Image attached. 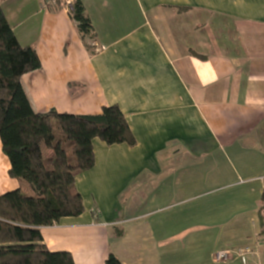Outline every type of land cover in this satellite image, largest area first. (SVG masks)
<instances>
[{
  "label": "crops",
  "instance_id": "0c3cea01",
  "mask_svg": "<svg viewBox=\"0 0 264 264\" xmlns=\"http://www.w3.org/2000/svg\"><path fill=\"white\" fill-rule=\"evenodd\" d=\"M0 0L41 70L22 78L36 113L118 105L136 146L94 140L77 177L85 212L41 229L75 264H264V0ZM90 46L91 49L87 47ZM0 138V195L21 188Z\"/></svg>",
  "mask_w": 264,
  "mask_h": 264
},
{
  "label": "trees",
  "instance_id": "16d2710c",
  "mask_svg": "<svg viewBox=\"0 0 264 264\" xmlns=\"http://www.w3.org/2000/svg\"><path fill=\"white\" fill-rule=\"evenodd\" d=\"M70 15L86 44L96 40L81 0L74 2ZM41 68L35 48L18 41L0 6V138L11 163L8 174L21 185L0 195V264H75L69 252L49 251L41 229L84 214L76 180L96 164L94 140L109 146L137 145L118 105L103 107L97 115L36 113L21 81ZM261 197L258 216L264 237V189ZM104 264L122 263L111 253Z\"/></svg>",
  "mask_w": 264,
  "mask_h": 264
},
{
  "label": "built area",
  "instance_id": "2783aa9c",
  "mask_svg": "<svg viewBox=\"0 0 264 264\" xmlns=\"http://www.w3.org/2000/svg\"><path fill=\"white\" fill-rule=\"evenodd\" d=\"M58 0H47L46 4L47 5H56ZM73 7H74V2L73 1H68L66 3V8L68 9L69 13L71 14L73 12ZM248 251L241 249L236 252H233L231 249L227 250H219L214 256L215 262L218 263H227L229 262L232 254L237 255L238 258L242 259L243 262L246 261L245 255H247Z\"/></svg>",
  "mask_w": 264,
  "mask_h": 264
},
{
  "label": "rangeland",
  "instance_id": "374dc122",
  "mask_svg": "<svg viewBox=\"0 0 264 264\" xmlns=\"http://www.w3.org/2000/svg\"><path fill=\"white\" fill-rule=\"evenodd\" d=\"M25 190H26V192H28V193H30V194L33 193L32 190H31V188H29V186H27Z\"/></svg>",
  "mask_w": 264,
  "mask_h": 264
}]
</instances>
